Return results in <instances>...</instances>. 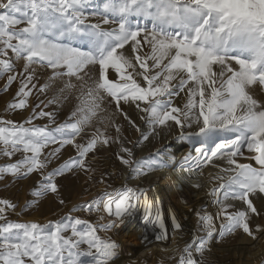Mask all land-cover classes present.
<instances>
[{
    "label": "snow or ice",
    "instance_id": "1",
    "mask_svg": "<svg viewBox=\"0 0 264 264\" xmlns=\"http://www.w3.org/2000/svg\"><path fill=\"white\" fill-rule=\"evenodd\" d=\"M86 11L89 0H0V78L7 74L2 90L19 82L6 111L27 110L29 98H36L23 122L0 117V155L9 158L0 165V179L36 173L41 179L35 195L57 193V177L75 169L91 171L87 156L113 145L122 164L136 176L145 175L159 164L134 159L115 120L119 113L140 131L123 110L124 104H133L145 114L141 119L153 135L157 129L177 127L178 138L194 145L195 155L185 157L190 171L217 167L226 178L210 173L209 179L221 181L225 200L238 202L218 199L221 207L215 215L194 210L200 231L169 259L206 264L197 257L210 251L214 239L237 230L258 238L264 226L253 228L251 223L253 216L264 215L255 204L264 199V0H106L102 9L90 11L91 17H99L95 23L88 22ZM21 59L18 70L15 61ZM57 80L62 82L59 98L75 93L77 103L67 120L52 127L56 113L46 109L57 96L47 103L40 97ZM40 119L49 123H33ZM105 119L112 131L99 126L88 130ZM49 146L54 147L45 153ZM67 146L76 155L45 171ZM238 158L254 160L255 166ZM220 161L227 167H220ZM138 205L144 208V220L159 229L155 240L166 241L163 208L138 187L124 185L76 206L95 212L97 222L69 217L67 223L56 222L54 230L9 221L8 210L16 205L0 199V264H114L119 245L99 232L123 223ZM168 218L172 233L183 232L171 210ZM217 219L222 221L218 226Z\"/></svg>",
    "mask_w": 264,
    "mask_h": 264
},
{
    "label": "rangeland",
    "instance_id": "2",
    "mask_svg": "<svg viewBox=\"0 0 264 264\" xmlns=\"http://www.w3.org/2000/svg\"><path fill=\"white\" fill-rule=\"evenodd\" d=\"M106 0H89V11L85 12V15L89 16L90 23H95L98 21L99 17H91L90 11L92 9L101 8ZM136 22V18L133 17V23ZM140 23L143 24L145 21L141 18ZM148 27L151 28V22L148 21ZM86 47V45H83ZM17 69L23 67V60L15 61ZM50 75V72L48 73ZM7 74L0 78V117H5L7 119H12L17 122H23L31 113V105L36 103L35 96L29 98V108L27 110H17L15 112L6 111L8 103L13 100V97L19 87V82H14L7 91L2 90L6 82ZM47 80V75L42 77L40 82L44 83ZM75 83V81H73ZM62 86V82L57 80L52 83V87L47 92L46 96L40 97L47 103V100L52 99L53 96H57V102L50 104L47 107V111L56 113L55 123L52 127L64 122L68 119L71 111L76 105L77 101L75 99V93L72 97L67 100H61L59 98L58 89ZM176 103L182 106L183 99H179ZM124 112H127L135 124L139 127L140 131H136L135 128L131 127L129 123L124 120L123 116L116 113L115 120L122 126V135L125 138V144L133 152V157L136 160H146L155 162L159 164V168L164 169L168 163L165 158H169L168 154L171 153L173 149L178 150L179 157L185 160V157L189 154L195 155L194 145L189 140H181L178 138L179 129L173 127L171 130L157 129V134L153 135L151 132V126L146 122V119H141L145 116L143 112L136 109L133 104H124ZM109 111L115 112V109H109ZM34 124H48L47 119H40L33 121ZM99 126L102 130L108 129L112 131V126L109 121L105 119L102 123L97 125L96 121L92 125H89L88 130L91 131L94 127ZM177 131V132H175ZM187 131H192V129H187ZM142 133L149 136L148 139H143ZM174 133V134H173ZM115 133L113 132V135ZM173 134L171 139L168 136ZM174 138V139H173ZM157 139V140H156ZM78 142H81V138H77ZM157 142V143H156ZM2 146V145H0ZM54 146H49L45 149V153L50 151ZM147 149L144 153L138 155L137 149ZM119 148L113 145L110 148H100L98 151L91 153L87 156V165L92 169L91 171H85L82 169H75L72 172H65L63 175L57 177L56 182L58 184V192L52 193L48 192L44 195L37 196L34 190L39 188V180L41 177L36 174H30L23 179H15L11 174H6L2 179H0V199H8L13 204L16 205L15 209H9L7 214V219L12 222L28 223L36 222L41 225H47L49 229L54 230L55 224L58 221L63 220L67 223V218L69 217H79L83 220L90 222H97V214L95 212H88L82 208H77V205H83L85 202L92 201L93 198L100 196L105 191H112L113 189H118L123 186V184L129 185H139L144 184L146 179L142 180L140 183L132 180L131 176L134 174L131 172L130 168L121 163L118 159ZM245 156H250L251 154L245 152ZM76 155L73 147L67 146L62 152L59 159L53 160L49 165V168L45 171L51 170V168L58 167L64 162V160L69 157ZM110 157L111 161L109 163L108 169H105L103 164V157ZM19 154L12 158L13 160L18 159ZM173 161V158H172ZM9 162V158L0 155V165ZM244 163H247V159ZM255 166V162L251 161ZM224 164L222 161L219 162L221 166ZM124 169L127 171L124 172ZM214 175H222V172ZM201 173V172H200ZM220 173V174H219ZM104 177L103 182L101 177ZM135 182V183H134ZM221 181L213 180V183L208 189L203 187L200 189V194L196 197V200L192 203L190 207V223L183 226V232L172 233L169 231L170 237L177 242L176 249L170 253H163L160 251H153L148 253L146 256H141L140 259L129 262L127 264H174V260L169 259L172 256L179 255V249H183L186 242H189L193 232L200 231L197 228V217L194 210L206 211L210 214L215 215L218 209L221 207L217 203V200L223 201L224 203H238L231 200L229 197L225 200L224 189H219L218 185ZM217 189V193H213V189ZM203 190V191H202ZM222 190V191H221ZM64 203H60V200ZM257 208L264 213V199L255 200ZM27 205V207H25ZM215 206V207H214ZM217 206V207H216ZM75 208V210H73ZM264 216L258 215L252 217L251 227L255 228V225L259 224L264 226ZM219 219L216 220L217 226L221 223ZM256 222V223H255ZM3 223V221H0ZM81 229L83 225L79 226ZM70 234V233H66ZM202 234V232H201ZM99 235L102 237H110L112 240L113 235L111 230L104 232L101 230ZM244 234L242 230H237V232L226 236L223 239H214L211 242L210 251L205 252L203 257H197V259H203L206 264H233L229 260L233 259L232 246L236 242H240L241 237ZM257 237L261 241L262 255H260L259 260L255 264H264V233H257ZM253 238V237H252ZM155 239L154 236L147 238L145 243L148 244ZM223 245V246H222ZM84 246H82L83 248Z\"/></svg>",
    "mask_w": 264,
    "mask_h": 264
},
{
    "label": "bare ground",
    "instance_id": "3",
    "mask_svg": "<svg viewBox=\"0 0 264 264\" xmlns=\"http://www.w3.org/2000/svg\"><path fill=\"white\" fill-rule=\"evenodd\" d=\"M191 129L192 131L195 130L194 127ZM173 134L169 135L168 139H171ZM146 150L138 148L137 153L139 155L144 153ZM170 152L171 153L168 154L169 158H165L168 165L164 169L154 167L151 171H146V174L143 176H136L135 174L131 176L132 180L138 183L146 179L144 184L135 186L123 184V186L127 185L133 188L138 187L146 193L149 201L157 202L163 208L166 225H168L169 231L172 232L171 221L168 218L169 210L175 213L179 222H181L183 226L188 225L191 221L189 213L192 203L200 194V189L202 187L204 189H208L211 186L213 180L209 179V174H218V168L205 167L203 169L190 171V162H186L182 157H179L180 155H178V150L173 149L172 151L170 150ZM244 152L248 153L247 149H245ZM238 159L241 163H244L246 160L244 158ZM102 160L105 169H108L111 161L110 157L105 156ZM251 161L254 160L247 159V163ZM222 162L224 164L219 166L227 167L226 162ZM153 163L156 164L155 162ZM126 171L127 170L124 169V172ZM200 172L203 174L201 175ZM221 176H225L226 178L227 174L222 173ZM196 183H199L201 187H194L193 185ZM158 231L159 229H154L151 224H148L144 220V208L138 205L132 216L128 217L123 223H119L115 228L111 229L113 238L118 243L120 250V255L115 259L114 264H127L140 259L141 256H146L154 250L168 254L176 249V245L178 243L174 242L170 235L166 241H157L154 239L148 244L145 243V237H155ZM259 246H261L259 238L254 239L251 236L244 235V237H241L240 242L238 241L232 246L233 259L229 261L233 262V264H255L256 261L259 260L260 255H262V251Z\"/></svg>",
    "mask_w": 264,
    "mask_h": 264
}]
</instances>
